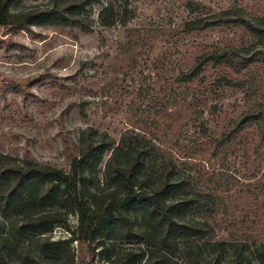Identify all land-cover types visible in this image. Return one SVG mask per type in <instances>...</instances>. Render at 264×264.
<instances>
[{
  "label": "rangeland",
  "instance_id": "374dc122",
  "mask_svg": "<svg viewBox=\"0 0 264 264\" xmlns=\"http://www.w3.org/2000/svg\"><path fill=\"white\" fill-rule=\"evenodd\" d=\"M104 1L93 4L88 32L0 24V152L67 169L68 151L86 128L117 142L136 132L216 199L214 210L196 214L213 225V240L264 242V121L238 126L264 103V36L234 24L187 30L188 22L233 7L264 21V0H129L134 17L109 27L98 22ZM50 2L12 0L9 10ZM231 46L256 53V62L240 71L209 62L196 78L182 80L201 55L230 53ZM69 223L76 227V215ZM51 236L71 233L58 225ZM108 244L103 253L73 241L74 264H120L131 243ZM30 246L38 259L52 261ZM20 248L13 242L12 254Z\"/></svg>",
  "mask_w": 264,
  "mask_h": 264
},
{
  "label": "trees",
  "instance_id": "16d2710c",
  "mask_svg": "<svg viewBox=\"0 0 264 264\" xmlns=\"http://www.w3.org/2000/svg\"><path fill=\"white\" fill-rule=\"evenodd\" d=\"M99 1L51 0L11 13L12 0H0V24L15 30L63 25L88 32L94 28L93 4ZM129 6V0H105L98 22L106 27L128 23L135 14ZM223 24L244 26L255 38L264 36V21L243 14L239 7L190 21L187 30ZM229 49L204 53L182 80L196 78L209 62L236 71L256 62V53ZM246 114L238 126L256 118L264 121V103ZM68 158L64 169L0 152V264H74L73 241L102 247L104 253L109 240L116 238L131 243L120 264H264V242L212 239L213 225L196 214L214 210L216 199L199 191L150 138L127 130L117 142L108 132L88 127ZM70 215L77 217L75 228ZM58 225L71 233L69 239L51 236ZM13 242L21 247L16 255L11 252ZM32 243L52 261L38 259Z\"/></svg>",
  "mask_w": 264,
  "mask_h": 264
}]
</instances>
